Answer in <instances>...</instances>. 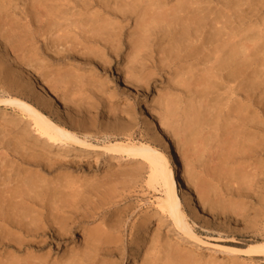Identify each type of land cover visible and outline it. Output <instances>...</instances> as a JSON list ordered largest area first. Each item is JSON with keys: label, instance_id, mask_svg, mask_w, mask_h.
Listing matches in <instances>:
<instances>
[{"label": "bare ground", "instance_id": "obj_1", "mask_svg": "<svg viewBox=\"0 0 264 264\" xmlns=\"http://www.w3.org/2000/svg\"><path fill=\"white\" fill-rule=\"evenodd\" d=\"M116 62L138 92L169 74L152 103L159 111L139 105L157 148L132 143L116 116L120 85L102 77ZM104 103L113 122L99 131ZM100 149L148 164L147 187L159 196L135 223L117 205L121 166L75 173ZM263 187L264 0H0V264H252L264 257L260 236L242 249L201 235L197 210L218 233H231V219L252 230L254 204L245 205L262 200Z\"/></svg>", "mask_w": 264, "mask_h": 264}, {"label": "rangeland", "instance_id": "obj_2", "mask_svg": "<svg viewBox=\"0 0 264 264\" xmlns=\"http://www.w3.org/2000/svg\"><path fill=\"white\" fill-rule=\"evenodd\" d=\"M115 64L112 65V69L108 73L104 74L102 77L104 78L105 76H107L108 79H110V85H112V83L114 85H116L117 87H118V85H120L118 87L119 92H117L116 96L114 97L115 99L112 98L113 101L110 99L111 100L110 102L113 103L112 104L113 107L114 108L116 107L115 108L116 109V116H118V119L120 121L121 120L124 121V123L126 125L125 126L126 127L125 131L127 130L128 134L131 133L130 136H131L132 143L134 142L135 144H138L139 142H143V143L147 144V142H148V144L152 145L154 148L155 147L157 148L158 145H157V137H156L157 133H156V130H155L154 127L148 125L144 121V119L142 118L141 113H140L139 105H141V103H143L145 106L149 105L150 107H152L154 105V102L156 101V98L158 100V98H159L158 96L163 97L162 91L164 92V94H166V92L168 91L167 90V85H168L167 84V80H168L169 74H168V72H163L162 74H159L158 76L160 78H158V76H156L154 80L152 79L153 81L150 80L149 86L146 87L143 92H138V91H136L133 88L132 89L131 88L128 89V88L124 87V85L122 84V80L119 79L120 75L116 74L117 70L115 71V68H114V66H117V62ZM112 74H114V75H112ZM164 75H165V77H164ZM165 81H166V84H165ZM121 85H123V86H121ZM128 90H129V92H128ZM123 92H124V94H123ZM151 99H152L153 102L151 101ZM105 103L108 104V102H105ZM105 103L102 106H99V110H101V111H99V114H98V120H99L98 121V125L100 127L98 126L96 128L99 131H102L101 127H103L106 124V122H108V121L113 122L112 121V117H110L109 120L105 119L107 117L106 115H109V113H106V108H107L106 105L107 104L105 105ZM147 103H149V104H147ZM152 103H153V105H152ZM54 104L55 103L53 102V105ZM126 106H127V108L130 109V111L132 110L130 118L128 117V115H125V113H124V109L126 108ZM152 109L155 112L159 111V107H157V106L155 108L152 107ZM102 110H104V111H102ZM117 112H118V114H117ZM103 116H105V118ZM100 121H102V122H100ZM129 126L130 127L132 126V128H130ZM103 138H104V136L99 134L97 140L98 141H102ZM192 142L193 141H190V145L191 146L194 145V147H190L189 148L190 151H191V154H192L191 157L192 158L194 157L193 158L194 159L193 163H194L195 169L197 171H200L199 169H201L202 161L200 160V157H198L199 150H196L197 146L195 145V142H193V143ZM93 143L95 144L97 142L94 141ZM98 143H101V142H98ZM171 143H172V146L174 147V150H175V153H176V157L179 158L178 161L180 162V166L182 167V172H183V170H184V159L182 158V146L178 145L180 143L178 142V139L175 138V136L171 137ZM194 150L196 151V155L194 154L195 153ZM94 152H97L99 154V153H101L103 151H102V149H100V150H97V151H93L91 153L94 154ZM106 156H108V155L99 154L95 158L94 157H90V158H87L89 160L85 159L87 162H90V160H91V162L88 163V164L89 165L91 164L93 167L91 165L90 166L88 165L87 167H84L85 169L82 168L83 170L82 169L75 170V173L79 172L78 174H81V175H85V173L86 174L87 173L88 174L98 173V176L102 177V175L104 173H107L109 171L115 172L116 169L121 170V167H122V169L125 171L124 174L123 175L120 174L119 175L120 178L118 177L114 181L120 183L121 187L123 186L122 184L125 183L124 185H126V188H125L126 190L122 189L121 191L118 192L119 194H118V196L116 198L117 205L120 206V204L122 203L121 207H123V205L125 204L124 207L125 206L128 207V208H126L127 211H128V209L130 211L132 210L133 214H132V217L130 218V221H131L130 223H132V222L135 223V222H137L139 220L141 214L145 212V209L148 208L147 210L150 213L153 211V209L155 207H154L153 203H149V202H154V200H156V197L159 196L158 192L152 191L150 188L147 187V183L149 182L148 175H147V174H149L148 164L144 160H136L135 162H128V163L126 161L127 164L124 163V162H119L118 163L117 160H115V159L113 160V158L108 159ZM96 158H98V160H96ZM181 159H182V161H181ZM95 161H97V162H95ZM109 163L113 166L112 168H109V167H111V166H109L110 165ZM123 166H124V168H123ZM90 167H92V168H90ZM93 172H95V173H93ZM126 173L128 174V176L125 175ZM129 173H130V175H129ZM122 176H124L125 178L122 177ZM120 181H122V182H120ZM262 189L263 190H261V191L263 193L264 192V187ZM257 190L256 191L261 195L262 193H261L260 189H257ZM251 197L253 199H250ZM251 197L248 198L247 203H246L245 206H247L246 209H249L250 206L252 204H254L253 205L254 208L251 207V209L247 210V212H246V214H248V216L251 217V218H253L254 214H256V217L254 219L256 221V222H254V224H256V226L252 230L251 229H249L247 231L243 230V229L241 230V228L243 227V223H240V221L238 220L236 222H238L239 224H235L236 222L234 223V219H231V221H229V222H231L230 223V227L227 230L230 229L231 231L230 230L229 231L232 234L231 233L227 234V232L225 233L224 231L218 233L216 230L213 229L217 225L215 226V224H212V222L209 225H210V228L213 229V230H211V229H209V228H207L205 226L206 224H205L204 220H206L207 214L203 213L201 211V209L198 207L197 211L200 212L198 217H197L198 219L196 221V224H197L196 228L198 229V233L201 234V235H204V236L212 237L214 239L215 238L225 239L223 241H226L228 239H235L236 241L239 240L242 243H232L233 244L232 246H237V247H240L242 249H245L250 244L255 243L253 241L252 242L249 241L255 235L258 236V237L260 236V239L258 238L259 240H257L258 242L263 241L264 240V198L262 199L263 200L262 201V200H259L256 195H252ZM255 199H257V200H255ZM250 200H251L252 203H250ZM259 202H260V204H258ZM255 208H256V210H255ZM250 210H252V211H250ZM202 216H204V217H202ZM201 225H203V226H201ZM150 227H151V230H153V229H155L156 225L154 223H152ZM235 227L238 228V229H236ZM168 228H170V227L169 226L166 227V226L163 225L161 227V232L165 233L166 231L169 230ZM254 230H256L257 232L254 231ZM258 231H259V233H258ZM254 232H256L257 234L254 233ZM80 234L81 233L79 232V234L77 233L76 235L80 236ZM261 238H262V240H261ZM221 243L229 244L228 242H221ZM61 252L62 251H60V253ZM200 252L206 253V254L208 253V251L206 249H201ZM214 254L216 255V258H218L220 261H221V259L226 260L229 257V255L226 254V253H220L219 252V253H214ZM237 258H238L237 259L238 261L239 260H241V261H246L247 260V262L250 261L248 259V257H246L245 255H240V257L237 256ZM131 262H132V259L128 258L125 261L124 264H130ZM252 264H264V257H255L253 259V261H252Z\"/></svg>", "mask_w": 264, "mask_h": 264}]
</instances>
